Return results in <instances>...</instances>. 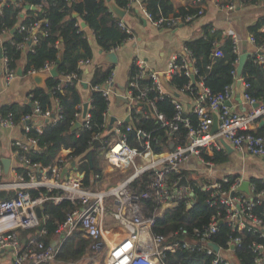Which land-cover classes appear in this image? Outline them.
<instances>
[{"label":"built area","instance_id":"obj_1","mask_svg":"<svg viewBox=\"0 0 264 264\" xmlns=\"http://www.w3.org/2000/svg\"><path fill=\"white\" fill-rule=\"evenodd\" d=\"M129 6H137L143 18L156 29H175L203 15L199 9L196 14L185 18L169 16L153 19L142 0H131ZM226 8L230 11L234 5H227ZM116 19V25L121 31L132 34L122 19ZM23 28L19 26L20 30ZM248 41L256 52L255 62L264 70V46L256 47L250 36ZM35 42V39L31 40L32 44ZM231 44L233 52L240 56V41L233 32ZM117 49L108 52L115 53ZM213 56H222L221 50H214ZM1 59L4 64L3 80L9 84L15 78L16 71L8 68L6 57L1 55ZM194 61L186 48L182 54L171 56L164 70H152L144 59L136 57L131 61L135 73L128 78L122 92L114 86L113 69L100 87H94L101 90L107 108L104 132L93 139L103 138V157L112 167L132 168V173L124 180L109 188L97 187L101 182L98 174L91 176L86 185L84 173L77 168V160L68 156L66 150L60 153L53 165L43 167L30 162L28 153L38 150L37 139L28 135L30 129L41 134L46 123L59 118L55 115L52 117L50 110L42 111L37 102L33 103L32 112L21 118L22 138L10 143L12 159L7 174L3 172L0 159V191L13 192L10 198L0 200V264H62L57 256L64 241L76 231L97 241L94 254L103 252V264H168L166 255L179 249L204 253L213 264H233L230 257L236 258L234 248L239 238L229 239L225 248H220L213 240L222 222H226L232 230L253 229L264 238V221L251 213L253 198L264 199V190L256 195L243 194L238 191L239 180L236 179L226 191L221 182L226 183L227 177L215 179L210 173L216 166L212 159L213 153L226 151L221 140L238 153L264 159V134L257 133L260 121L264 120V101L255 102L247 95V84L239 77H235L234 83L227 86L222 94L213 97L198 82V92L192 99L185 94L190 89L191 81L174 92H169L161 84L159 72L163 73L166 85L174 75L193 77ZM90 62L79 61L78 68H85ZM52 68L51 63L45 64L41 70L29 71L27 75L36 72L48 74ZM77 78L76 74L64 75L61 82ZM238 80L240 104L235 101ZM151 92L155 93V98L149 97ZM118 96L126 99L125 119H115L110 126V108ZM164 96L170 97L175 109L170 119L158 112L155 106V101ZM89 101H85L88 106ZM233 102L243 107V111L232 110ZM229 103L230 106L227 105ZM83 104L77 107L75 121L87 127L90 115L87 107L82 116ZM188 113L195 115L196 125L187 118ZM138 114L145 119L155 120L164 129L169 139V149L154 152L153 143L159 144L160 139L138 129L135 131L138 147L129 145L128 133L133 131L131 123L135 119L134 115ZM214 115L218 120V131L211 134ZM180 124L186 129L183 140L178 137ZM0 126H15L10 114L0 115ZM73 162L74 166L71 167ZM199 168L207 173L202 175ZM146 173L148 176L143 187H132V183ZM196 191L206 192L207 204L211 207L219 206L224 215L217 212L202 228L179 226L166 234L155 232V223L165 213L175 210L181 204L191 208L196 200ZM48 202L54 205L67 202L72 206L51 236H48L45 226L48 215L44 213V205ZM20 231L28 232L22 241L18 236ZM252 252L256 254L255 263L264 264V245L255 244Z\"/></svg>","mask_w":264,"mask_h":264},{"label":"trees","instance_id":"obj_2","mask_svg":"<svg viewBox=\"0 0 264 264\" xmlns=\"http://www.w3.org/2000/svg\"><path fill=\"white\" fill-rule=\"evenodd\" d=\"M131 0H113L116 7L126 12L133 11L130 7ZM146 11L153 19L159 17L185 18L194 15L199 8L192 6L175 9L170 0H142ZM116 17L110 9L107 0H3L0 4V36L5 38L1 41V55L6 57L7 66L17 71L20 61L24 59L21 69L23 75L29 71H39L45 64H52L56 68V77L48 78L45 88H34L27 95L26 104L11 103L0 106V115H11L15 125L21 124V118L32 112L33 103L37 102L42 111L50 110L53 115L59 118L46 123L42 133L38 134L30 129L28 135L36 138L38 150L29 152L28 157L32 164H40L43 167L53 165L63 150L68 151V156L77 160V168L84 173V183L88 185L91 176L98 174L101 178L102 167L100 159L103 157L101 142L93 139L96 135L103 134L105 124V111L107 101L100 87L108 78L113 65H95L85 90L89 98L88 112L90 115L87 127L80 125L72 130L76 123L75 114L77 107L85 101L81 93L82 71L78 68L79 61L92 60L93 50L88 35L81 29L79 22H82L90 30L96 42L103 52L119 48L123 43L132 38V34L121 31L116 25ZM192 22L184 25H190ZM37 25V28L35 26ZM23 26V30L19 29ZM264 16L249 28L250 37L254 39L256 47L264 46ZM203 35L195 40L184 42V48L188 49L195 61L193 77L184 74L174 75L168 82L169 92L178 91L185 84L191 81L190 89L185 93L192 99L198 92L197 83L201 82L210 92V96L222 94L227 86L239 77L246 84L245 93L255 102L264 101V70L261 65L255 62L256 52L247 51L248 55L243 64L239 76L236 74L239 54L233 52L231 39L221 37L217 31H212L211 26L202 27ZM35 39L32 44L31 40ZM220 42V44H217ZM22 45V47H20ZM219 48L222 56H213L214 50ZM242 52L243 50L240 49ZM182 54V53H180ZM135 73V67L131 64L128 76ZM76 74L77 80L62 83L64 75ZM128 77V78H129ZM143 83H148L143 81ZM155 98V93L149 94ZM180 98V97H178ZM181 99V98H180ZM207 101L204 103L206 104ZM158 112L164 114L168 119L175 113L170 97L164 96L155 101ZM132 120L133 131L128 133V143L132 147H138L135 131L142 130L160 139L159 144L153 143V150L156 153L169 149L168 136L163 128L153 119H145L141 114L134 115ZM187 118L193 125H196L195 115L188 113ZM186 129L179 125L178 137L183 140ZM258 134H264V125L258 128ZM91 151L93 168L82 157ZM212 159L216 165H223L227 161L226 151H215ZM148 174H144L132 183V187L141 189ZM228 181L221 182L224 190L228 191L237 179V175L226 176ZM252 194L264 190V179L250 178ZM13 196V192L0 191V200ZM196 200L191 208L182 204L175 210L167 212L155 223V232L166 234L177 229L179 226H206L217 212L224 215L223 209L219 206H209L206 202V192H195ZM72 209L71 204L64 202L59 205L46 203L44 213L48 215L46 229L48 236L53 235L56 225L62 222ZM251 213L264 221V199L253 198ZM28 232H18L19 239L26 238ZM239 238V243L234 248V254L240 264H256L255 253L252 247L255 244L264 245V238L260 237L254 230H232L226 222L218 226V231L213 235L214 242L225 248L229 239ZM96 240L86 238L80 231L74 232L63 243L57 256L62 263L75 264L83 258L90 259L94 253ZM92 258V257H91ZM168 264H213L211 258L204 253L189 252L183 249L173 254H167ZM88 264H92L88 260Z\"/></svg>","mask_w":264,"mask_h":264},{"label":"crops","instance_id":"obj_3","mask_svg":"<svg viewBox=\"0 0 264 264\" xmlns=\"http://www.w3.org/2000/svg\"><path fill=\"white\" fill-rule=\"evenodd\" d=\"M175 9L192 6L203 11V15L194 20L190 25L178 26L175 29H156L144 18L137 6L133 11L126 12L122 20L129 27L132 38L125 41L115 52L117 63L113 65L114 86L122 92L128 81V73L133 58L140 57L146 61L147 66L152 70H164L171 56L183 53L184 42L195 40L203 35L202 27L209 25L212 31L220 33L221 37H229L231 33L236 34L240 41V49L250 51L252 44L248 41L250 36L249 28L256 21L264 16V0H170ZM113 0H110V3ZM234 5L232 10H226L227 5ZM220 5V6H217ZM81 29H84L92 45L93 58L85 68H82L81 84H87L93 67L95 65H108L104 52L98 46L92 32L79 22ZM264 32V27L261 29ZM5 36H0L1 41ZM220 44V42H217ZM100 51H102L100 53ZM24 59L20 61L17 70H21ZM4 64L0 59V106L18 103L26 104L28 93L36 88L34 81L29 75H17L11 83L5 84L3 80ZM17 72V71H16ZM84 101L88 93L85 88L81 89ZM187 100V98H186ZM189 101V99H188ZM231 109L237 112L243 111V107L233 102ZM125 119V104L118 105L116 100L110 108V119ZM22 138V131L19 125L10 128L0 126V159H12L10 143L15 139ZM202 175L207 172L200 169ZM212 177L218 179L222 176L237 175L239 180L238 191L243 194L252 193L250 178L264 179V159L238 153L232 150L227 152V161L223 165H216L210 172ZM247 182V185L244 183ZM233 264H239L234 257H230Z\"/></svg>","mask_w":264,"mask_h":264},{"label":"water","instance_id":"obj_4","mask_svg":"<svg viewBox=\"0 0 264 264\" xmlns=\"http://www.w3.org/2000/svg\"><path fill=\"white\" fill-rule=\"evenodd\" d=\"M107 1L110 4V9H111L112 13L117 18L122 19L124 17V15H125L126 11L116 7L113 2L110 3V0H107ZM101 52L102 51H100V53ZM103 54H104L105 60H106L108 65H115L117 63L118 60H117L116 53H114V52H104ZM247 55H248V53L245 50H243L241 52L240 56H239L238 65H237V69H236L237 76H239V74L241 72V69L243 67V64H244L246 58H247ZM0 59H1V48H0ZM16 74L21 76L22 75L21 70H17ZM56 75H57L56 68L53 67L49 71L48 74L36 72V73L32 74L31 78L34 81L35 86L37 88L44 89L46 80L48 78H51V77H56ZM158 76H159V80H160L161 84L164 87H167V85H166V83L164 82V79H163V73L159 72ZM82 86H83V88H86L87 84L82 83ZM235 101L240 104V81L239 80L236 82ZM116 102H117L118 105H121V104H124L126 102V99L124 97H122V96H118V97H116ZM227 105L230 106V103L227 104ZM87 107H88V103L85 102L83 104V114H82V116L85 115ZM184 116H185V114H184ZM114 121H115V118H111L109 125L111 126ZM126 121H128V118H126ZM263 125H264V120H261L260 124H259V127H262ZM79 126H80V123L76 122L72 126V130L75 129L76 127H79ZM217 131H218V120H217V117L214 115L210 133L211 134H215ZM221 143L225 147V149H226V151L228 153H230L232 151V149L224 141L221 140ZM84 160L89 164V168L92 169L93 168V164H92V159H91V151H89L85 156L82 157L81 161H84ZM2 166H3L4 174H7L8 171H9V167H10V160L9 159H2ZM70 166L73 167L74 166V162L71 163ZM65 171H66V169L63 170V173H65ZM247 184H248L247 182L244 183V185H247ZM38 214H39V212H38ZM213 247H214V249H217L216 246H213Z\"/></svg>","mask_w":264,"mask_h":264},{"label":"rangeland","instance_id":"obj_5","mask_svg":"<svg viewBox=\"0 0 264 264\" xmlns=\"http://www.w3.org/2000/svg\"><path fill=\"white\" fill-rule=\"evenodd\" d=\"M79 70L82 71V69ZM139 163L140 161L138 162V164ZM100 164L102 167L101 171L103 176L101 178V182L97 185L98 188H109L116 183L124 180L130 173H132L131 167H126L123 169L112 167L110 164H108L107 160L104 157L100 159ZM186 164H189V162H186ZM88 260H91L92 264H103V252H98L95 254L93 253V256H90V259L83 258L75 264H88Z\"/></svg>","mask_w":264,"mask_h":264}]
</instances>
